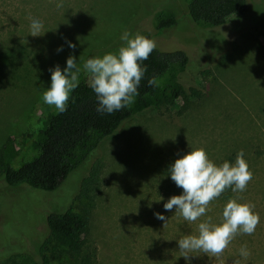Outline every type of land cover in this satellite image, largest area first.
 I'll return each instance as SVG.
<instances>
[{"label":"rangeland","instance_id":"obj_1","mask_svg":"<svg viewBox=\"0 0 264 264\" xmlns=\"http://www.w3.org/2000/svg\"><path fill=\"white\" fill-rule=\"evenodd\" d=\"M246 2L243 14L204 27L191 21L183 0H0V146L8 137L18 143L38 127L50 67L63 69L71 53L82 69L84 60L118 41L124 30L145 29L159 49H182L188 62L181 80L201 90L199 99H177L126 120L52 191L9 186L1 178L0 264L12 254L34 259L48 212L84 206L91 211L86 239L95 247L94 264H185L176 239L195 234L209 217L219 223L233 198L255 205V231L238 233L219 256L195 253L191 264H264V62L257 51L264 42V0ZM164 8L177 23L154 32L153 14ZM30 16L43 21L42 36L28 34ZM58 46L63 51L57 53ZM13 47L21 51L15 55ZM195 147L217 164L233 162L242 150L252 179L243 192L214 199L205 216L188 222L175 209H163L174 194L161 168L166 158ZM94 164L99 190L91 199H76ZM242 246L249 250L246 259L239 255Z\"/></svg>","mask_w":264,"mask_h":264},{"label":"trees","instance_id":"obj_2","mask_svg":"<svg viewBox=\"0 0 264 264\" xmlns=\"http://www.w3.org/2000/svg\"><path fill=\"white\" fill-rule=\"evenodd\" d=\"M191 21L199 26L212 27L224 24L227 19L247 10L246 0H183ZM164 8L156 11L152 17L154 32L175 25L174 13ZM164 15V16H163ZM150 36L145 29L129 31ZM123 41L95 51L91 56H102L114 52ZM13 47L11 52L16 55ZM21 51V50H20ZM19 51V52H20ZM264 62V42L257 47ZM188 56L182 49L163 50L159 46L152 51L144 64L147 71L142 78L135 102L128 108H122L112 114L96 112V98L88 84V76L80 74V83L71 93L66 110L57 112L54 106L45 105L38 127L21 135L18 143L8 137L0 146V179L9 186L26 185L31 188L52 191L66 176L77 168L88 155L108 136L114 134L120 126L134 115L149 108H159L171 104L177 99H199L201 90L195 86H185L181 74L185 71ZM150 78L156 80L149 86ZM175 158L170 157L162 164L161 174L168 178L166 188L172 194H180L178 188L168 176V166ZM165 179V180H166ZM167 181V180H166ZM99 190V165L94 164L79 184L76 199L92 198ZM93 193L91 194V192ZM231 188L225 189L217 198L224 199L232 194ZM90 208L79 211L67 208L63 211H50L45 216L46 235L36 249L34 259L25 255L12 254L2 264H52V260L65 261L64 264H94L95 247L87 242L90 223Z\"/></svg>","mask_w":264,"mask_h":264},{"label":"clouds","instance_id":"obj_3","mask_svg":"<svg viewBox=\"0 0 264 264\" xmlns=\"http://www.w3.org/2000/svg\"><path fill=\"white\" fill-rule=\"evenodd\" d=\"M45 30L39 17H29L28 34L42 36ZM119 39L123 44L116 51L90 56L83 62V72L87 74L89 87L95 94V110L98 114H112L135 102L140 82L147 71L144 61L157 47L156 41L150 36L140 33L131 35L127 30L120 34ZM65 42L69 49L76 48L71 40ZM56 51H63V46H58ZM81 71L76 57L71 53L66 57L63 69L59 64L50 67V84L42 93L43 102L63 113L71 93L80 83ZM147 83L154 86L156 80L150 78ZM168 168V176L182 192L170 196L163 203V209H175L188 222H195L205 216L209 203L225 189L243 192L252 179L242 150L233 162L225 160L217 164L203 147L190 148L177 155ZM254 208L255 205L250 202L229 199L223 206L219 223H212L209 217L197 224L195 234L176 239L180 257H183L185 264H191L195 253L219 256L238 233L251 235L260 220ZM154 215L164 223L167 220L163 213ZM239 255L244 259L249 256L246 246L239 249Z\"/></svg>","mask_w":264,"mask_h":264}]
</instances>
